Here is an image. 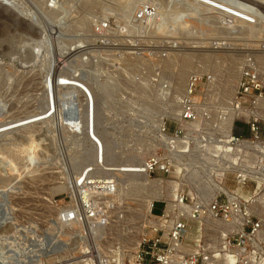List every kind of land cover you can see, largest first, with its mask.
<instances>
[{
  "label": "rangeland",
  "instance_id": "rangeland-1",
  "mask_svg": "<svg viewBox=\"0 0 264 264\" xmlns=\"http://www.w3.org/2000/svg\"><path fill=\"white\" fill-rule=\"evenodd\" d=\"M262 25L264 0H0V241L15 227L47 225L55 212L50 200H63L68 181L91 167L89 179L116 178L129 200V230L113 236L137 242L139 223L161 195L158 183H179L140 173L159 147L156 129L178 116L194 73L199 99L223 109L238 90V75L252 71L264 80ZM80 110L81 132L78 122L69 124ZM229 123L220 127L228 131ZM245 134L251 138L246 128ZM212 145L226 153L237 148ZM245 153L249 172L257 155ZM236 159L231 155L230 163L239 166ZM263 184L251 183L242 194L261 201L264 216ZM227 186L236 189L231 181ZM172 190L167 195L175 198ZM162 210L156 203L153 213Z\"/></svg>",
  "mask_w": 264,
  "mask_h": 264
},
{
  "label": "built area",
  "instance_id": "built-area-1",
  "mask_svg": "<svg viewBox=\"0 0 264 264\" xmlns=\"http://www.w3.org/2000/svg\"><path fill=\"white\" fill-rule=\"evenodd\" d=\"M138 17L143 19L144 14ZM200 80L195 73L188 79L185 93L178 100V116L162 120L156 129L159 147L145 157L140 168V173L151 179L179 183L176 187L171 181L162 183L148 224L139 223L142 234L136 244L113 236L129 230L132 222L129 200L121 195L118 180L97 175L89 179V167L79 179L68 181L67 191L61 194L63 200H57V196L50 200L55 212L47 225L42 229L28 224L15 227L7 240L0 241V264H44V256L52 258V264H264L261 201L242 194L249 184L258 183L245 174L246 153L242 148L226 153L212 145L217 140L244 148L247 140L264 141V80L260 81L256 72H243L226 109L199 99ZM82 88L89 96V91ZM53 112L52 106L47 116ZM79 112L69 118V124L84 120ZM230 114L234 115V125L228 133L220 123ZM236 122L242 124L238 136L234 133ZM245 128L251 138H246ZM78 130L72 132L84 136ZM90 137L102 150L99 140ZM254 153L257 169L249 173L262 177L258 171L264 149H255ZM233 154L239 166L230 163ZM190 173L194 177L189 179ZM195 178L197 185L192 182ZM229 181L235 184V190L228 188ZM216 184L220 189L213 190ZM171 190L175 198L167 195ZM156 203L163 205L160 215L153 213ZM30 234L34 236L28 238Z\"/></svg>",
  "mask_w": 264,
  "mask_h": 264
},
{
  "label": "bare ground",
  "instance_id": "bare-ground-1",
  "mask_svg": "<svg viewBox=\"0 0 264 264\" xmlns=\"http://www.w3.org/2000/svg\"><path fill=\"white\" fill-rule=\"evenodd\" d=\"M250 8V7H249ZM252 11V10H251ZM245 12V11H244ZM258 12V11H257ZM248 13V12H247ZM259 13V12H258ZM260 23H262V21L260 22ZM260 26H261V24H260ZM263 27H264V25H262ZM184 61V60H183ZM185 63V62H184ZM259 64V63H258ZM234 76V75H233ZM233 78V77H232ZM237 78V80L240 82V77H239V75H238V77H236ZM177 80V83L179 82V85H181V87H183V91H184V89H185V86H186V81H185V85L183 84L184 83V81H183V79H182V77H181V79H180V77L179 78H177L176 79ZM182 84H183V86H182ZM234 92H233V94H232V96H234ZM227 99V98H226ZM227 101H229V100H227ZM232 120H234V115L232 116V114H231V116H230V123H229V127H228V133H230V131H231V128L233 127V121ZM91 136H92V134H91ZM252 142V141H251ZM251 142H245V146H244V148L240 145V146H237V148H242L243 150H244V152H246V151H252V152H255V149H264V141L262 142V143H260V142H254V143H251ZM263 144V145H262ZM222 145V144H221ZM225 148L227 147V148H231V146L230 145H227L226 143H225ZM228 151H230L229 149H228ZM231 151H234V149L233 150H231ZM254 154H256V153H254ZM257 155V154H256ZM233 157V156H232ZM264 159V158H263ZM264 162V161H263ZM262 162V165H261V169H260V171H258L259 173H261L262 174V177H255L253 174H250L249 172H248V174H246V176L247 175H250L251 177H252V179H254V180H256L258 183H264V163ZM251 172V171H250ZM149 183H150V181H149ZM151 184V183H150ZM261 185V184H260ZM150 187H152L151 185H150ZM157 187H160L161 188V192H162V186L158 183V186ZM152 188H156V186H154L153 185V187ZM175 188V187H174ZM161 196V195H160ZM175 197V196H174ZM160 198V197H159ZM150 216V214L149 215H145L143 218H144V221L145 222H143V225L144 224H148V222H146V220H147V218ZM135 244L137 243V242H134Z\"/></svg>",
  "mask_w": 264,
  "mask_h": 264
},
{
  "label": "trees",
  "instance_id": "trees-1",
  "mask_svg": "<svg viewBox=\"0 0 264 264\" xmlns=\"http://www.w3.org/2000/svg\"><path fill=\"white\" fill-rule=\"evenodd\" d=\"M237 125H238V123L236 124V129H235V132L236 133H238L239 132V130L237 131ZM239 128V127H238ZM241 135V134H240Z\"/></svg>",
  "mask_w": 264,
  "mask_h": 264
},
{
  "label": "water",
  "instance_id": "water-1",
  "mask_svg": "<svg viewBox=\"0 0 264 264\" xmlns=\"http://www.w3.org/2000/svg\"><path fill=\"white\" fill-rule=\"evenodd\" d=\"M48 114V113H47Z\"/></svg>",
  "mask_w": 264,
  "mask_h": 264
}]
</instances>
